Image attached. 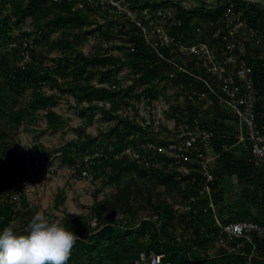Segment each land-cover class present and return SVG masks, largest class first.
I'll list each match as a JSON object with an SVG mask.
<instances>
[{
  "label": "trees",
  "instance_id": "obj_1",
  "mask_svg": "<svg viewBox=\"0 0 264 264\" xmlns=\"http://www.w3.org/2000/svg\"><path fill=\"white\" fill-rule=\"evenodd\" d=\"M123 1L137 12L147 10L154 14L166 8L173 9L171 22L175 25L171 27V33L182 42L191 41L197 25L218 22L227 6L232 5L240 11L258 38V42L244 39L241 58L252 68L256 92L255 122L264 135L263 4L244 0H215L212 6L203 3L186 7L180 0ZM49 11L54 14L51 18H48ZM42 13L48 16L35 32L40 33L41 39L35 35L34 47L23 50L19 42L33 34L23 30L25 20L35 19ZM96 14L105 20L104 23L95 19ZM69 28L78 32L75 35L77 46L93 34H101L107 42H111L117 34L124 35V45L118 49L125 50L126 57L120 59L108 53L94 57L82 53L66 56L74 42L70 39L71 34L65 31ZM16 30L17 36L12 37ZM55 31H59L61 37L49 49H58L60 56L46 65L39 58L41 55L36 54V48L41 42L48 45L47 35ZM0 38L10 43L18 42L20 59L25 51L30 56L24 70L19 64L7 69V87L16 110L13 109L9 115L5 113V105L11 96L0 92L1 117L7 115L12 125L20 126L26 118L44 111L47 127L58 129L64 121L52 111L56 101L43 92L45 87H52L60 93L72 95L79 115L89 122L96 112L109 123L114 122L102 137H78L77 141L56 150L62 165L74 167L79 157L97 149L109 153L110 147L114 155L130 145L142 143L141 137L137 136L141 130L133 121L118 115V111L133 97H139L134 94L137 90L148 93L154 99L164 95L169 66L145 44L140 30L134 25L108 11L90 7L75 10L71 4L64 2L0 0ZM162 52L169 54L166 48ZM185 66L196 71L192 59H187ZM123 68H127L128 77H133L132 84L126 87L125 80L117 78ZM172 83L201 88L200 82L183 74L178 75ZM113 85L119 88L112 90L110 87ZM27 89L31 91L33 99L25 106L16 103L14 97ZM174 109L178 111L177 124L180 125L185 113L178 107ZM185 111L188 116L205 113L207 118L203 124L215 132L212 153L217 158L211 163L213 181L209 183L215 215L223 225L243 221L264 225V166L256 168L250 151L244 145H237L234 119L215 103L207 105L199 102L195 106L187 103ZM17 152L16 147L3 145V159L0 161V232L10 224L15 226L13 190L19 193L23 202L26 201L23 177L26 176L27 166ZM148 158L150 164L157 161L161 165L144 167L123 157L93 167L92 182H102L101 187L95 189L96 196L103 191L102 186H109L110 190L100 201L93 203L90 218L82 215L74 220L66 217L61 220L60 223L81 237L73 247L67 264H142L141 254L148 257L153 253L162 254L164 262L176 264H264V236L250 233L249 240H241L243 246L237 253H230L215 243L217 229L214 214L208 207V197L202 191L205 178L198 171L193 169L184 174L170 159L160 154H149ZM76 171L80 177V171ZM232 178H235V183L229 182ZM138 196L145 198V206L141 207L145 220H135L133 202ZM64 202L65 194L60 190L54 198L55 208L63 206ZM176 204L182 206L180 210L175 207ZM119 216L129 218L132 223L129 226L118 224ZM30 220H24L16 231L26 234L24 229ZM178 228L184 231L177 233ZM211 247H215L213 256L208 254Z\"/></svg>",
  "mask_w": 264,
  "mask_h": 264
},
{
  "label": "built area",
  "instance_id": "obj_2",
  "mask_svg": "<svg viewBox=\"0 0 264 264\" xmlns=\"http://www.w3.org/2000/svg\"><path fill=\"white\" fill-rule=\"evenodd\" d=\"M48 1L68 3L80 11L86 7L100 9L122 17L140 30L145 44L154 50L158 59L169 66L164 84L171 90L170 98L169 96L164 98L166 95L161 94L154 99L148 93L137 90L134 94L139 97H133L118 111V115L133 121L141 130V134L137 136L141 137L142 143L130 145L114 155L111 154L112 149L109 147V153L97 149L93 153L79 157L73 168L80 171V177H90L92 180L91 171L94 166L123 157L140 166L158 167L161 163L156 161L150 164L148 155L160 154L170 159L184 174L194 169L205 178L202 191L208 197V207L214 214L217 245L225 247L230 253H237L243 246L241 240H249L250 233L264 236V225L250 221L223 225L215 215L209 187V183L213 181L211 163L217 158L212 153L215 132L203 124L207 118L205 113L188 116L185 111L187 103L193 106L199 102H205L207 105L215 103L234 119L237 145H244L250 151L256 168L264 166V135L255 122L256 92L252 68L241 58L244 39L258 42V38L243 19L241 12L235 10L232 5L227 6L218 22L197 25L191 41L182 42L171 33V27L175 25L171 22L174 16L171 8L153 14L147 10L133 11L123 0ZM94 17L99 23L105 21L97 14ZM19 43L23 50L34 47L30 37L21 39ZM164 48L169 50V54L162 52ZM187 59L194 60L196 71L185 66ZM29 62L30 56L25 51L19 63L21 70H24ZM180 74L200 82L201 88H187L181 83L174 85L172 81ZM117 78L125 80V87L133 82L132 76L125 79L119 76ZM110 88L117 90L119 87L113 85ZM160 103L164 105L159 107ZM176 107L185 113L180 125L177 124L179 114L174 109ZM109 190L101 191V198ZM141 255L142 264H176L164 262L162 254L153 253L147 258L144 254Z\"/></svg>",
  "mask_w": 264,
  "mask_h": 264
},
{
  "label": "rangeland",
  "instance_id": "obj_3",
  "mask_svg": "<svg viewBox=\"0 0 264 264\" xmlns=\"http://www.w3.org/2000/svg\"><path fill=\"white\" fill-rule=\"evenodd\" d=\"M180 2L186 7H193L203 3L212 6L215 0H180ZM259 2L264 6V0ZM48 14L50 15L42 13L35 19L27 18L25 20L22 27L23 30L33 33L30 36L32 41L36 36H38L37 39H41L40 33H35L36 27L43 25L47 16L48 18L54 16L50 11ZM65 31L71 34L70 39L74 41L70 52L66 55L68 57L75 56L78 53H82L88 57H94L101 53H108L120 59L126 57V51L118 49V47H123L124 45V35L117 34L111 42H107L101 34H93L77 46L75 35L78 32L72 28L65 29ZM17 33V30L14 31L12 37H16ZM60 35L59 31L49 32L46 39L48 45L42 42L37 45L36 54L41 55L39 58L46 65H50L54 59L60 56L58 49H49V46L61 37ZM17 45L18 42L10 43L0 38V92L3 95L11 96L4 109L7 115L13 109L16 110L13 106L15 102L13 101L12 94L7 87L6 72L9 67L20 63V52L17 49ZM128 74L127 68H123L118 76L127 77ZM43 92L45 95L53 97L56 101V106L52 108V111L64 121L58 129L52 130L47 127L44 111H38L31 117L26 118L20 126L12 125L7 115L4 117L0 116V161L3 159V145H8L17 148L20 160L27 166L26 176L23 177L26 201L23 202L22 197H19V193L15 189L13 190L16 202L15 230L22 226L24 220H30L37 212H42L53 222H61L64 217L74 220L82 215L90 218L91 206L94 202L101 200L100 194L96 196L95 189L100 188L102 182H92L90 177H78L75 168L61 164V160L58 157L59 153L56 150H59L63 145L71 141H77L78 137H102L108 132V129L112 127L114 122L109 123L105 118H102L99 112H96L93 120L89 122L86 117L79 115L77 103L72 95L60 93L57 88L52 87H45ZM170 94L171 90L166 87L164 92L166 96L163 97L169 96L170 98ZM14 98L16 103L25 106L33 99V95L27 89L20 92ZM163 105L164 103H160L159 107ZM101 179H103L102 176ZM229 182L235 183L236 180L232 178ZM102 189L109 190L110 187L102 186ZM60 190L65 194V202L63 206L55 208L54 198ZM144 206L145 198L138 196L133 202V211L136 212L135 220L139 218L145 220L143 216L144 211L141 209ZM175 207L180 210L182 206L176 204ZM70 212H74L75 214H69ZM117 223L123 226L128 224L129 226L132 220L119 216ZM91 226H94L93 220L91 221ZM176 230L177 233L184 231L182 228ZM214 252L215 247L208 248L210 256H213ZM141 257L142 255L140 256V261Z\"/></svg>",
  "mask_w": 264,
  "mask_h": 264
},
{
  "label": "clouds",
  "instance_id": "obj_4",
  "mask_svg": "<svg viewBox=\"0 0 264 264\" xmlns=\"http://www.w3.org/2000/svg\"><path fill=\"white\" fill-rule=\"evenodd\" d=\"M24 233L17 232L11 224L0 232V264H67L73 247L81 239L42 212L33 215Z\"/></svg>",
  "mask_w": 264,
  "mask_h": 264
},
{
  "label": "water",
  "instance_id": "obj_5",
  "mask_svg": "<svg viewBox=\"0 0 264 264\" xmlns=\"http://www.w3.org/2000/svg\"><path fill=\"white\" fill-rule=\"evenodd\" d=\"M244 1H246V2H259L261 0H244Z\"/></svg>",
  "mask_w": 264,
  "mask_h": 264
}]
</instances>
